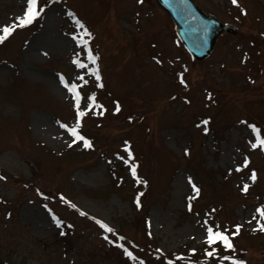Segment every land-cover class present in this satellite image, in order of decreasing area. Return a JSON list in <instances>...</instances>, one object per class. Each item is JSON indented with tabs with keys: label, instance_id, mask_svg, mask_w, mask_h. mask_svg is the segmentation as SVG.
I'll return each mask as SVG.
<instances>
[{
	"label": "rangeland",
	"instance_id": "374dc122",
	"mask_svg": "<svg viewBox=\"0 0 264 264\" xmlns=\"http://www.w3.org/2000/svg\"><path fill=\"white\" fill-rule=\"evenodd\" d=\"M194 1L238 30L204 62L156 0H38L41 15L0 43V264H264V151L248 127L264 123V0ZM25 7L0 0V26ZM61 76L77 85L90 147H69L75 101ZM205 220L234 252L208 258Z\"/></svg>",
	"mask_w": 264,
	"mask_h": 264
},
{
	"label": "snow or ice",
	"instance_id": "6c2138e0",
	"mask_svg": "<svg viewBox=\"0 0 264 264\" xmlns=\"http://www.w3.org/2000/svg\"><path fill=\"white\" fill-rule=\"evenodd\" d=\"M139 2H142V0H139ZM231 2L235 5L237 3V0H231ZM26 3V7L23 11V13L15 18V22L11 25H6V26H0V43H3L5 40H7L12 33L15 31L16 28H23V27H27L29 25H31L34 20H36L41 13L44 11L43 8H38V0H25ZM76 24L80 27V28H84V25L81 24L79 21H76ZM85 35H90V33L85 32ZM73 39L78 40V42L83 46V48H87V43L78 38V37H73ZM88 59L91 61L92 64H96V57H94L91 53V51L88 52ZM159 63V61H157ZM74 64H76V66L78 68L84 69L87 67V65H85L84 63H81L79 60H74L73 61ZM91 75L95 76L97 80L100 79L99 76V72L98 70H93V72L91 73ZM80 80H83L84 78L81 76L79 77ZM60 83L64 85L65 88L68 89V92L71 93V96L73 98V100L75 101L73 107L75 109V126L74 127H70L67 128V131L70 133V135L73 137L72 142L69 144V147L72 146V144H75L77 141H82L84 147H90V143L87 139H85L82 135H80L78 128L80 127V122H81V118L85 116V111H82L80 109V100H81V96L80 93L77 91V85L76 84H72L70 87L67 83H65L63 76L60 77ZM86 83V81H85ZM180 83L183 85L185 84V81L183 80V78L181 77L180 79ZM89 100H92L93 102L95 101V97L91 96L88 98ZM95 107H99V105H94ZM117 112L120 110L119 106L117 105L116 109ZM204 123H207V121H205ZM244 123V122H242ZM61 127H66L65 125L61 124ZM248 127L251 129L252 133L255 134V143L251 144V147L253 149L257 148L258 146L261 148L262 151H264V139L261 138L260 135V129L257 128L255 125H251L249 124ZM125 151L128 152V156L129 158L131 157V152L125 148ZM127 163V161H126ZM249 161L248 158L245 157L243 160V165L242 167H247ZM130 170H131V174L133 177H136V166L135 165H130ZM241 167H237L236 171H240ZM252 181H255L256 179V172L255 170H253L251 172V176L249 177ZM0 179H3V177H0ZM137 182L139 183L140 181L137 180ZM189 183L191 184V180H189ZM192 188L194 192H199V189L195 186V184H192ZM248 185H244V188L242 189L243 191H247ZM61 200H64V198L61 196L60 198ZM137 206H139V203L137 202ZM45 207H47L45 205ZM70 207L72 208H76V206L70 205ZM189 211H191V204H189L188 206ZM50 214H51V210H49ZM256 212L259 213V220H257V224L259 225V230L264 232V223H261V221H264V210L258 208L256 209ZM81 216L85 215L84 212H80L79 213ZM52 219L56 222L57 227H59L62 223V221H60L54 214L52 215ZM253 219H256V217L254 216ZM96 224L99 225V227L101 229H103L105 232H112L113 230L111 228L108 227V225H106L105 223L96 220L95 221ZM205 229V234H206V239H205V243L212 248V251H207L205 254L209 257H212L215 253V248H213L214 245H222L223 248L225 250H231L232 252L235 251L234 245L231 242V239L229 237V235L225 234V231H221L220 226L219 225H215V228L210 225L208 223L207 220L204 221V224L202 225ZM69 227H71V225H69ZM240 225H236L235 226V232L232 233L233 236H235L236 234L239 233L240 231ZM255 230V229H254ZM63 234V233H61ZM106 240L108 239V237H104ZM120 239H123L122 237ZM109 243H112V241H109ZM117 247H121L123 248L122 245H116ZM193 252L195 250H192ZM123 254L128 257L130 260L136 261L137 257L133 255V253L131 251H129L127 248H123ZM177 260L180 259H184V257H176ZM224 259H229V257H224ZM138 264H145V262L143 260H139ZM167 264H173V262L171 260H169L167 262ZM231 264H245L244 261L242 260H238V259H232Z\"/></svg>",
	"mask_w": 264,
	"mask_h": 264
},
{
	"label": "water",
	"instance_id": "95a60500",
	"mask_svg": "<svg viewBox=\"0 0 264 264\" xmlns=\"http://www.w3.org/2000/svg\"><path fill=\"white\" fill-rule=\"evenodd\" d=\"M156 3L174 23L175 33L184 48L198 62L212 55L222 35L238 34L234 26L204 13L194 0H156Z\"/></svg>",
	"mask_w": 264,
	"mask_h": 264
},
{
	"label": "trees",
	"instance_id": "16d2710c",
	"mask_svg": "<svg viewBox=\"0 0 264 264\" xmlns=\"http://www.w3.org/2000/svg\"><path fill=\"white\" fill-rule=\"evenodd\" d=\"M93 56L94 57H96L95 56V54H93ZM97 58V57H96ZM86 64H88V66L90 67V69H91V73L93 72V70H97V68H98V58L96 59V64H92L91 63V61L90 60H88L87 61V63ZM94 78L96 79V77L94 76ZM97 80V79H96ZM99 80H97V85L99 84ZM101 83V82H100ZM260 119H263L262 117H260ZM207 125H208V122H207ZM251 125H255L257 128H259L260 129V135H261V138L262 139H264V123H260V122H256V121H254V123H251ZM215 129V128H214ZM249 131H250V133L255 137V134H253L252 133V131H251V129L249 128ZM210 132H213V133H217V132H215L214 130H213V128L212 127H210V125H209V127L208 128H206L205 129V134H211ZM207 171V170H206ZM207 173V175L208 174H210V172L209 171H207L206 172ZM212 174V173H211ZM214 186V185H213ZM143 216L141 215V216H138V219H137V221L139 222L140 221V219L142 218ZM140 218V219H139ZM141 222V221H140ZM213 248H215V253H214V255L212 256V257H209L208 256V258H210V259H214V258H216V257H220V258H223L222 256H224V254L221 252L224 248H223V246L222 245H214L213 246ZM207 251H212V248H210L209 246H206L205 247V253L207 252ZM238 255V254H237ZM239 255L240 256H242L243 257V254H240L239 253Z\"/></svg>",
	"mask_w": 264,
	"mask_h": 264
},
{
	"label": "bare ground",
	"instance_id": "6f19581e",
	"mask_svg": "<svg viewBox=\"0 0 264 264\" xmlns=\"http://www.w3.org/2000/svg\"><path fill=\"white\" fill-rule=\"evenodd\" d=\"M174 30H175V26H174Z\"/></svg>",
	"mask_w": 264,
	"mask_h": 264
}]
</instances>
